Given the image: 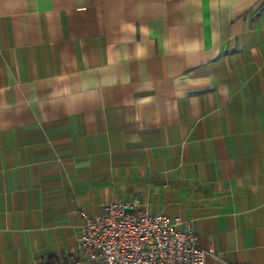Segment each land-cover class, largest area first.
<instances>
[{
  "label": "crops",
  "instance_id": "obj_1",
  "mask_svg": "<svg viewBox=\"0 0 264 264\" xmlns=\"http://www.w3.org/2000/svg\"><path fill=\"white\" fill-rule=\"evenodd\" d=\"M135 197L264 264V0H0V264Z\"/></svg>",
  "mask_w": 264,
  "mask_h": 264
},
{
  "label": "built area",
  "instance_id": "obj_2",
  "mask_svg": "<svg viewBox=\"0 0 264 264\" xmlns=\"http://www.w3.org/2000/svg\"><path fill=\"white\" fill-rule=\"evenodd\" d=\"M138 198L106 204L93 218L83 212L82 233L56 264H205L212 248L197 243L194 224L140 209Z\"/></svg>",
  "mask_w": 264,
  "mask_h": 264
},
{
  "label": "trees",
  "instance_id": "obj_3",
  "mask_svg": "<svg viewBox=\"0 0 264 264\" xmlns=\"http://www.w3.org/2000/svg\"><path fill=\"white\" fill-rule=\"evenodd\" d=\"M58 262L57 256H49L43 264H56Z\"/></svg>",
  "mask_w": 264,
  "mask_h": 264
}]
</instances>
